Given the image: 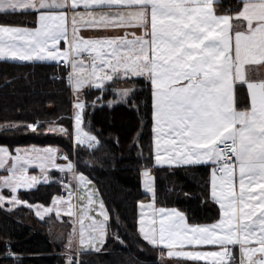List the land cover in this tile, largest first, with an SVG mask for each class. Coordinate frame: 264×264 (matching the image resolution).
I'll use <instances>...</instances> for the list:
<instances>
[{
	"label": "snow or ice",
	"instance_id": "obj_1",
	"mask_svg": "<svg viewBox=\"0 0 264 264\" xmlns=\"http://www.w3.org/2000/svg\"><path fill=\"white\" fill-rule=\"evenodd\" d=\"M213 2L0 0V18L32 15L36 23L34 28L0 24V61L62 58L65 66L72 69L70 78L77 93L75 141L77 145L87 141L89 147L97 138L81 132L80 113L86 107L80 100L83 89H101L106 81L127 82L132 77L149 81L153 90L154 165H210L212 196L219 203L222 219L209 227L189 226L180 212L160 208L151 219V227L143 219L139 221L143 239L153 247L162 246L169 258L178 260L236 264L234 248L238 245L240 264H264V82L248 80L243 71L246 64H264V0H240L234 17H217ZM84 13L91 19L85 20ZM69 14L71 40L68 39ZM77 16L81 21H77ZM233 20L239 26L234 33ZM81 27L140 28L144 35L126 31L124 36L86 39L80 34ZM61 41L68 44L66 51L58 48ZM83 53L89 54L87 58ZM87 61L91 62V71L84 76ZM237 84L246 85L250 110H237ZM132 92L134 89L123 92L125 103H132ZM27 127L33 133L38 130L32 124ZM47 131L70 135L67 129L52 126ZM31 151L42 173L48 167L62 173L75 172L72 163L66 168L56 163L61 156L53 147ZM8 159V150L0 147V170L9 173L0 178V210L6 202L21 203L15 195L6 200L2 194L4 188L16 193L20 186L31 188L39 182L36 176L26 175L24 165L29 164V158L17 154L10 166ZM237 173L238 192L234 182ZM142 175L145 191L155 196L150 171L146 169ZM78 180L88 182L82 175ZM58 203L54 201V206L46 208L44 214L55 211L56 217L61 218L64 209L56 207ZM140 207L143 209L144 205ZM66 214H72L70 207ZM101 214L103 221L93 219L90 225L96 235L86 237L81 219L82 248L99 251L95 243L97 240L103 243L109 219L103 210ZM40 218L43 220L44 215L40 214ZM199 245H215L220 250H196ZM186 246L192 248L185 250ZM5 251V259H15L10 245ZM67 264H82V261L69 256Z\"/></svg>",
	"mask_w": 264,
	"mask_h": 264
},
{
	"label": "trees",
	"instance_id": "obj_2",
	"mask_svg": "<svg viewBox=\"0 0 264 264\" xmlns=\"http://www.w3.org/2000/svg\"><path fill=\"white\" fill-rule=\"evenodd\" d=\"M213 5L217 15L234 16L240 0H214ZM233 23L234 28L238 26ZM0 24L28 28L36 25L32 15H10L0 18ZM68 77L69 70L51 62L0 61V146L12 151L19 146L54 145L72 162L74 173L93 184L109 219L99 251L79 252L77 258L82 264H160L164 250L150 245L139 231V205L150 201L153 210L175 208L192 225L217 221L219 208L209 194L212 167L154 165L152 90L143 77H132L127 82L113 80L101 89L84 90L86 107L81 112V127L97 140L91 147L88 142L77 145L72 135ZM119 86L134 89L131 104L117 101L115 90ZM236 88V108L247 110L246 86L237 84ZM29 124L37 126V132L30 131ZM50 126L67 129L70 135L48 132ZM146 169L151 173L155 196L143 188L142 173ZM4 175L5 171L0 170V178ZM48 177L47 183L18 190L17 197L31 204L49 205L54 196L62 193L59 182L69 181L70 177L54 170L48 172ZM2 194L10 195V191L3 189ZM42 223L24 206L0 210V264H67L64 248L41 230ZM9 245L15 259L4 258ZM234 255L239 264L236 248Z\"/></svg>",
	"mask_w": 264,
	"mask_h": 264
},
{
	"label": "crops",
	"instance_id": "obj_3",
	"mask_svg": "<svg viewBox=\"0 0 264 264\" xmlns=\"http://www.w3.org/2000/svg\"><path fill=\"white\" fill-rule=\"evenodd\" d=\"M212 7H213L214 14L217 17L225 15V14L217 15L216 12H215L214 5H212ZM81 11H82V9H81ZM126 14L127 13H125V15ZM235 14L236 13H234V16H235ZM94 15L98 16L99 13H94ZM234 16H232V17H234ZM76 19H77L78 22L81 21V17L80 16H77ZM84 19L85 20L91 19V17L88 16L87 13H84ZM237 30H239V26H237L235 28L233 27V33L235 31H237ZM126 31L127 32H135V34L137 36L144 35L143 29H140V28H130V29H127V30H124V29H121V30H112V29H109V30H95V29H86V28H83V27L80 28V34L86 39H108V38L124 36ZM149 31H150V28H149ZM129 38H131V36H129ZM68 39L69 40L72 39L71 14H69ZM233 45H234V35H233ZM58 48L61 51H66L68 49V44L65 41H61L60 44L58 45ZM82 55L87 58V56L89 54L88 53H83ZM59 60H63V59L62 58H58L56 61H39V62H44V63L51 62V63L57 64L59 62ZM5 61H9V60H5ZM10 62H12V61H10ZM14 62L23 63V62H31V61H14ZM262 65H263L262 63L246 64L244 66L243 71H244V74L247 77V79L252 81V82H264V68H263ZM65 68H67V70H69L70 73L72 72L71 67L67 66ZM90 71H91V62L87 61L86 62V71L84 73H82V75L86 76V75H88V72H90ZM68 82L70 84V89H71V93H72V96H71V102L72 103L71 104H73V102H74L73 101L74 100L73 91L74 90H73V81L70 78V74H69V77H68ZM108 82H111V81H106L105 84H107ZM150 87H151V84H150ZM86 89H88V87H85L83 89V92ZM93 89H95V88H93ZM120 89H121V86H119V88H117L115 90L116 93H119ZM127 89H130V88H127ZM151 90H152V87H151ZM246 90H247V88H246ZM152 92H153V90H152ZM81 95L83 96V93ZM247 95H248V98H249L248 90H247ZM151 102H152V112H151L152 113V125L154 127L153 94H152ZM250 107H251V104H250V98H249V108L247 110H250ZM238 111H245V110H238ZM72 135H73V140H74V132H73ZM152 137H153V141H154V133L153 132H152ZM0 147H4V148H6L8 150V156H9V159L7 161L8 166H10L12 164L13 158L17 154H21V155H24L25 157L29 158V161H30L29 164L24 165L27 168L26 175L28 177L36 176L38 178V180H39V182L36 185H38L40 183L49 182L48 172H50L52 170H54L56 172H60L59 170H57L55 168L48 167L42 173L41 172V168L39 166V161L32 159V157H33V152L31 151L32 149H43V148H46V147H53V148L57 149V147L54 146V145H51V146L50 145H46V146H39V147L38 146H33V145L19 146V147H15V149H13L12 151H10L4 145L0 146ZM153 149H154V143H153ZM57 151H58V149H57ZM153 155H154V150H153ZM56 163L66 168L67 164L68 163H72V162L64 159L62 161H58L57 160ZM18 167H20V165H18ZM165 167H169V166H165ZM178 167H181V166H178ZM60 173H62V172H60ZM65 173L69 174V177H70L69 182L71 184H73V188H74L73 192L64 195V197L54 196L53 199H52V202L49 205H47V206H45L43 204H38V203L31 204V203H28V202L20 200L21 203L19 205H11V204H8L6 202L4 209L5 210L6 209H8V210L10 209L11 210V209L17 208L18 206H24V207L29 208L31 210V213L33 214V217L38 222H41V223L43 222L42 223V225H43L42 227L43 228L41 230H43L45 232V234L47 236H49L53 242H56L59 245H61L64 248L65 256L69 257L70 253H68L67 251H69L73 247H75L74 249H75V251H76V253L78 255H79V252L90 251L91 250L90 248H87V249L86 248H82L81 244H80V239H81V237H80V229H81L80 221H81V219H83V226H84V229H85V235L87 237L89 234L96 235V233H92L91 232V229H90L91 221L93 219H95L96 221H97V219L101 220V218L103 219L104 217L100 215V213H101L100 211L94 210L95 207L92 206L93 199L91 200V202L89 201V197L90 196L92 197V195L88 194L87 197L86 196L85 197L81 196V200L76 198L77 193L80 190L81 191L87 190L89 188V186L91 185V182L88 179L84 178V180L88 181V182L87 183H80L79 180H78V178L80 176L78 174H76L74 172H70V171H65ZM8 174H9L8 172H5L4 176H6ZM45 177H48V179L45 180ZM209 182H210L209 194L211 196V199L215 202V204L218 205V208H219V219L217 221H214V222H211V223H207V224L192 225V224H188L187 221H186V218L184 217L185 218V222L189 226L209 227V226H211L213 224L219 223L221 221V219H222V210H221V208L219 206V203L212 196V171H211V173L209 175ZM234 182H235V186H236V191L238 192L239 191L238 173H237V176H236ZM34 187H31V188H34ZM4 189L9 190L8 188H4ZM29 189L30 188L20 186V187L17 188V191L18 190H29ZM17 191H16V193H12L10 191V195H4L6 200L10 199L13 195L17 196L16 195ZM76 199H77V201H76ZM83 199H84V201H83ZM78 200L82 203L81 207L76 206V204L78 203ZM54 201H59V203L55 205L56 207H61V208L64 209V211L61 212V218H59V219L56 217L55 211H53L52 213L44 214L46 208H50V207L54 206ZM86 201H87V204H86ZM143 205H144V208L141 209V211H142L141 213H143V218L142 219H144L146 216H150L151 219H152L153 216L157 215V210L162 208V207H160V208H156V209L153 210V208L149 207L150 203L143 204ZM69 207L71 208V213H72L71 215L66 214L68 209H69ZM164 209H166L168 211H171V210H173L175 208L171 207V208H164ZM38 210H39V214H38ZM175 210L178 211L177 209H175ZM40 214L44 215L43 220L40 218ZM181 215H183V214L181 213ZM48 222L50 224H52L51 225V226H53L52 228H50V225L48 224ZM149 226L151 227V222H150ZM50 230H52V233H51ZM69 236L72 237V242L71 243H72L73 247H71V245L68 244V237ZM105 236H106V234H105ZM105 236L103 238V241L105 239ZM101 244L102 243L98 242V240H97V242L95 243V248L100 249L101 248ZM209 247L214 248L211 251L220 250L215 245H199V246H196V250L207 249ZM229 247L231 248L233 246H229ZM158 248L159 249H163L162 246L158 247ZM191 248H192V246H186L185 250H190ZM235 248H236V252H238V263H239V261L241 260V253H240L238 245L235 246ZM163 250H164L163 254L167 256V250L166 249H163Z\"/></svg>",
	"mask_w": 264,
	"mask_h": 264
},
{
	"label": "rangeland",
	"instance_id": "obj_4",
	"mask_svg": "<svg viewBox=\"0 0 264 264\" xmlns=\"http://www.w3.org/2000/svg\"><path fill=\"white\" fill-rule=\"evenodd\" d=\"M69 74H70V72H69ZM87 76V75H86ZM127 88H129V87H126V86H121V89L119 90V93H117V101L118 102H120V101H124V97H123V92L125 91V90H128ZM73 93H74V102H73V112H72V129H73V132H74V140H75V137H76V124H75V115H76V113H77V109L75 108V103L77 102V93L75 92V91H73ZM80 100L83 102V97H82V95H80ZM80 115H81V113H80ZM81 123H82V116H81ZM53 127V126H52ZM56 128H58V129H60L59 127H57L56 126ZM80 128H81V132L82 133H84V134H86L85 132H84V130H83V128L81 127V125H80ZM57 133H59V132H57ZM87 135V134H86ZM87 141H85V143H86ZM94 143L95 142H93L92 143V145H94ZM59 155H60V153H58ZM63 160H64V158H63ZM66 160V159H65ZM150 176H151V173H150ZM151 179H152V177H151ZM143 181H144V177H142V185H143V188H144V183H143ZM71 184V183H70ZM71 186H72V188H73V184H71ZM73 190H74V188H73ZM145 190V189H144ZM88 194H90V195H92V199H93V203H92V206L93 207H95V209L94 210H97V211H102L103 210V212H106V210L104 209V204H103V201H102V199L101 198H99V196H98V194H97V191H96V189H95V187H93V184H91L90 186H89V188L87 189V190H84V191H79L78 193H77V196H76V198L77 199H79V200H81V196H88ZM77 199H76V201H77ZM78 200V203L76 204V206H78V207H81L82 206V203L80 202ZM83 201H84V199H83ZM148 203H150V201L148 202ZM148 203H146V204H148ZM86 204H87V201H86ZM143 204H145V203H143ZM101 205H103V209L101 210ZM141 205V204H140ZM139 205V206H140ZM142 211H141V209H140V216H139V220H141L142 218H143V216L141 215L142 213H141ZM100 215L101 216H103L101 213H100ZM104 219V218H103ZM103 219L101 218V220H99V219H97V221H103ZM147 224H148V226L150 225V222H151V217L150 216H146L144 219H143ZM48 224L50 225V228H52L53 226H51L52 224H50L49 222H48ZM150 227V226H149ZM139 228H140V223H139ZM51 231V233H52V230H50ZM50 233V234H51ZM51 236V235H50ZM50 238V237H49ZM51 239V238H50ZM72 237L71 236H69L68 237V244H70L71 245V247H73L72 246ZM98 242H100L99 240H98ZM75 247H73L72 249H70L69 251H67L68 253H70V256H72V257H74V258H77L78 257V254L76 253V251H75V249H74ZM200 251H209V250H206V249H202V250H200ZM211 251V250H210ZM63 254H64V249H63ZM65 255V254H64ZM65 258L67 259H69V257H66L65 256ZM202 262H206V261H204V260H201ZM183 263H185V261L184 260H178L177 258H169L168 256H166V255H164L162 258H161V260H160V264H183ZM207 263V262H206ZM239 263H240V261H239Z\"/></svg>",
	"mask_w": 264,
	"mask_h": 264
},
{
	"label": "built area",
	"instance_id": "obj_5",
	"mask_svg": "<svg viewBox=\"0 0 264 264\" xmlns=\"http://www.w3.org/2000/svg\"><path fill=\"white\" fill-rule=\"evenodd\" d=\"M57 65L60 66V67H64V68L67 67V66H65V61L64 60H59ZM60 156H61V158L58 159V161H62L63 158L65 157V154L64 153H60ZM59 183H60V185L63 188L62 193H60L59 197H64V195L73 192V188H72V186H71L69 181H67V180L62 181L61 180ZM6 248L7 247H5V249ZM75 259H78V258H75Z\"/></svg>",
	"mask_w": 264,
	"mask_h": 264
}]
</instances>
